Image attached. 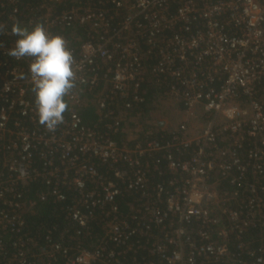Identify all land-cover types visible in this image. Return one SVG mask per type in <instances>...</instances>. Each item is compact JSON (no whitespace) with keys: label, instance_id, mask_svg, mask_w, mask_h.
Here are the masks:
<instances>
[{"label":"built area","instance_id":"built-area-1","mask_svg":"<svg viewBox=\"0 0 264 264\" xmlns=\"http://www.w3.org/2000/svg\"><path fill=\"white\" fill-rule=\"evenodd\" d=\"M13 24L72 54L54 131L38 123L34 58L8 54ZM150 86L163 91L150 125L171 118L170 138L120 145ZM49 197L67 226L39 240L25 215ZM0 264H264V0L0 2Z\"/></svg>","mask_w":264,"mask_h":264},{"label":"clouds","instance_id":"clouds-1","mask_svg":"<svg viewBox=\"0 0 264 264\" xmlns=\"http://www.w3.org/2000/svg\"><path fill=\"white\" fill-rule=\"evenodd\" d=\"M11 31L18 39L8 54L17 59L25 56L34 58L29 72L38 123L54 131L63 122V114L68 107L64 97L74 87L72 54L63 37L50 35L41 24L30 30L13 24Z\"/></svg>","mask_w":264,"mask_h":264},{"label":"trees","instance_id":"trees-1","mask_svg":"<svg viewBox=\"0 0 264 264\" xmlns=\"http://www.w3.org/2000/svg\"><path fill=\"white\" fill-rule=\"evenodd\" d=\"M5 0H0V2H4ZM32 1V0H29ZM144 96L146 98V102L136 106V110L134 112L133 117H138L137 120H134L132 122L129 121V126H124V131L119 138V144L122 145L125 143L128 137L135 136V141H146L145 138L146 134H150V139H157V140H165L170 138L169 132L171 129L175 128V123L170 118V122H167L169 124V130L162 131L161 126H151L150 120L155 122L159 116L161 115L159 110V105L161 104V97L163 94V91L160 88L157 87H147L144 88ZM156 103V104H154ZM66 114V111L64 115ZM83 118L88 125H92L93 123H96L98 121L97 114H95L94 108H89L87 111L83 113ZM161 118H163L161 116ZM160 118V119H161ZM127 123V122H126ZM140 126V129L139 127ZM139 129L140 132L135 134L134 131L131 133V130ZM126 140V141H125ZM125 141V142H124ZM41 181V180H40ZM46 186L39 182L36 185L34 184L33 187L29 188V190L26 192L25 197L26 200H34L36 197L38 198V195L45 192L47 193ZM124 206V202H123ZM61 205H53L50 197L46 202H40V205L37 207L34 213L28 212L27 215H25L26 223H27V230L28 233L34 237H37L39 240L43 237V234H47L45 230L47 228H52L53 226L58 227H65L66 222L64 221L65 216L62 215L60 211ZM125 208V206H124ZM61 215V216H60ZM92 225V231L89 238L85 240L83 243V247L87 250H94L95 245L98 244L101 237L104 235V230L102 228L103 222L100 220V217H98L96 220L93 221ZM54 235L58 237V233L56 232Z\"/></svg>","mask_w":264,"mask_h":264},{"label":"rangeland","instance_id":"rangeland-1","mask_svg":"<svg viewBox=\"0 0 264 264\" xmlns=\"http://www.w3.org/2000/svg\"><path fill=\"white\" fill-rule=\"evenodd\" d=\"M161 105V104H160ZM165 119H167L166 117H164ZM150 135V134H149Z\"/></svg>","mask_w":264,"mask_h":264}]
</instances>
